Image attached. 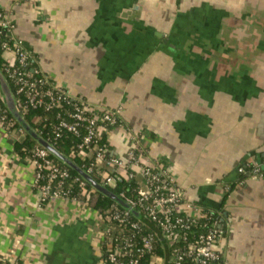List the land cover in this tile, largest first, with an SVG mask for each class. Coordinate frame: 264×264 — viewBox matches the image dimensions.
Listing matches in <instances>:
<instances>
[{"label":"crops","instance_id":"0c3cea01","mask_svg":"<svg viewBox=\"0 0 264 264\" xmlns=\"http://www.w3.org/2000/svg\"><path fill=\"white\" fill-rule=\"evenodd\" d=\"M0 10L52 84L119 110L115 154L136 140L186 202L219 213L220 264H264V177L237 171L264 167V0H0ZM14 142L0 126V262L100 264L101 216L69 198L40 202Z\"/></svg>","mask_w":264,"mask_h":264},{"label":"built area","instance_id":"2783aa9c","mask_svg":"<svg viewBox=\"0 0 264 264\" xmlns=\"http://www.w3.org/2000/svg\"><path fill=\"white\" fill-rule=\"evenodd\" d=\"M0 17V49L2 52L9 51L13 54V61L4 59L3 69L6 77L16 86V92L25 93L27 104L33 107L44 105L46 109L58 103L61 98H70L64 90L54 84L43 92L41 87L47 82V77H34L32 71L26 70L30 55L19 40L11 37L13 26L10 21L3 13H0ZM41 92L48 101L44 102ZM18 106H20L19 101ZM118 111L115 109L98 112L83 103H75L73 110L68 114L70 121L61 120L56 127V135L61 129L75 134H78L80 127L85 129L78 148L94 150L92 165L107 169L101 185H115L116 179L120 177L118 173L126 169L129 179H134L143 185L134 189L135 195H127L121 191L118 197L128 207L123 208L122 211H114L110 215L109 220L116 221L119 226L124 225L127 232L121 233L119 237L112 235V226L103 219L101 244L104 248L100 249V264H143L145 255L152 256L147 264H212L217 261L219 253L216 243L222 237L223 230L213 211H203L199 206L186 202L182 187L176 183L174 177L164 169L156 171L148 160L144 159L143 151L138 147L136 140H131L134 145L128 149L125 157L99 144L100 134L104 131L108 133L112 131L100 123L114 124L115 114ZM6 121L5 110L0 102V126L15 139L17 134L23 133L22 128L11 129ZM48 155L47 149L37 146L30 158L35 167L31 184L42 203L50 199L66 198L62 194L61 185L68 177V171L60 162L52 161ZM254 165L252 177H262L259 171L260 164L254 163ZM91 170L90 167L88 171ZM238 171L242 172L243 168L238 167ZM132 211L137 212V217L142 215L143 218L153 222L159 231V236L155 231L143 233L142 222L131 219ZM159 239L163 243L160 244ZM157 245L167 249L164 256L154 254ZM0 264H19V262L13 259L1 261Z\"/></svg>","mask_w":264,"mask_h":264},{"label":"trees","instance_id":"16d2710c","mask_svg":"<svg viewBox=\"0 0 264 264\" xmlns=\"http://www.w3.org/2000/svg\"><path fill=\"white\" fill-rule=\"evenodd\" d=\"M0 13H3L0 10ZM1 20V17H0ZM6 38V37H5ZM3 38V39H5ZM2 50L0 49V72L3 76L4 81L9 87L10 96L13 99V107L10 108L7 102L4 99V94L2 93L0 89V102L2 103V106L5 110L6 120L9 123V127L11 129H18L22 128L23 133L17 134V138L14 142V150L16 154L22 158H28L30 159L32 157V153L35 147L41 146L30 133H28L19 123L17 118L14 115V111H18L20 116L22 117L23 122L32 129L39 137L46 140L50 145H52L55 149H57L60 153L65 155L72 163H74L76 166L87 172L92 178H94L98 183H103V175L107 171V169L103 167H94L92 165L93 158H94V150L86 148V149H79L78 145L81 143L83 136L85 134V129L83 127H80L78 130V134H75L73 132H70L66 129H61L56 135V127L59 124L61 120H67L70 121L71 118H69L68 114L73 110L75 103H83L80 100H72L71 98L68 99H59V102L52 105L49 109H46L44 105H38V106H31L30 104L26 103V95L25 93H17L16 92V86L12 83V81L6 77L4 73V60L1 58ZM31 58H29L28 65L26 66V70L32 71V75L34 77H46L39 69L34 68L30 64ZM47 82L41 87L43 89V92L47 88H51L52 82L48 79ZM55 92V89H53ZM41 95L43 96L44 102L48 101V98L43 95L41 92ZM18 101L20 102V106H18ZM84 104V103H83ZM115 109H102L98 112H104V111H111ZM95 111V110H94ZM116 120L114 124H106V123H100L102 125L106 126V129L112 130L116 126L120 125V118H119V112L115 114ZM6 121V123H7ZM108 133L107 131H104L100 134L99 138V144L105 145L109 149H112V146L109 143L108 140ZM48 157L54 161V162H60L61 166L65 168L68 171V177L63 180V183L61 185V191L62 194L69 199L80 201L88 206L92 207L94 210L98 212V214L102 217V219L107 220L110 225L112 226L111 234L114 236L119 237L121 233L127 232V228L124 225L119 226L116 221L109 220L110 215L114 211H122L123 208L119 206L114 200L110 199L106 195L96 191L94 188L85 181L81 175H79L75 170H73L71 167H69L64 162L60 161L56 156L51 154L49 152ZM264 159V157H263ZM262 159V162H263ZM91 167V171H88V169ZM243 168L242 172L238 173L240 175H243L244 173H248L250 176H252V171L255 167L254 163L248 164L247 166H239ZM160 168H155V170H159ZM259 171L262 173V177H264V167L261 165L259 166ZM126 171L118 173L120 177L116 179V183L113 186H106L107 189H109L112 193L115 195H119L121 191H124L127 195H135L136 192H134V189H136L139 185L143 187L142 183L135 181L134 179H129L127 177ZM78 178V180H76ZM215 214V217L217 218V221L219 223L220 228L223 230V228L220 225L219 220V213L217 211H213ZM140 216V215H139ZM131 219L133 221L140 220L143 225V233L148 231H155L159 236V231H157V228L154 226L153 222H151L147 218H143L142 215L140 217H137V215L133 214ZM159 243H163L162 240H158ZM158 243V244H159ZM101 248H104V245L101 246ZM155 255L157 256H164L167 252L166 248L160 247V245H157L155 250L153 251ZM151 255H145L143 257V264H147L151 260ZM221 258L220 255L218 257L217 261L212 262V264H220Z\"/></svg>","mask_w":264,"mask_h":264},{"label":"water","instance_id":"95a60500","mask_svg":"<svg viewBox=\"0 0 264 264\" xmlns=\"http://www.w3.org/2000/svg\"><path fill=\"white\" fill-rule=\"evenodd\" d=\"M0 89H1L2 93L4 94L5 101L7 102V104L9 105V107L12 108L13 107V99L10 96V91H9L8 85L6 84V82L3 79V76H1V75H0ZM14 115L17 118V120L19 121L20 125L28 133H30V135H32V137H34V139H36V141L42 147H44L45 149H47L51 154H53L54 156H56L60 161L64 162L69 167H71L73 170H75L79 175H81V177L85 181H87V183H89V185H91L92 188H94L96 191H98V192L106 195L110 199L114 200L122 208H127L128 207V205L122 199H120L117 195H115L114 193H112L105 186H103L100 183H98L87 172H85L84 170H82L81 168H79L78 166H76L65 155H63L62 153H60L57 149H55L52 145H50L46 140H44L43 138L39 137L34 131H32V129L29 128L23 122L22 117L20 116V114L18 113V111H14ZM132 213L138 216L137 212L132 211Z\"/></svg>","mask_w":264,"mask_h":264},{"label":"rangeland","instance_id":"374dc122","mask_svg":"<svg viewBox=\"0 0 264 264\" xmlns=\"http://www.w3.org/2000/svg\"><path fill=\"white\" fill-rule=\"evenodd\" d=\"M95 214V213H94ZM101 220H102V217H101ZM103 221V220H102Z\"/></svg>","mask_w":264,"mask_h":264}]
</instances>
